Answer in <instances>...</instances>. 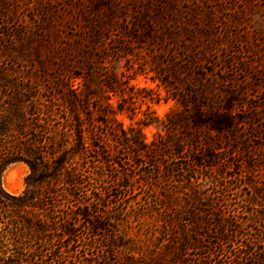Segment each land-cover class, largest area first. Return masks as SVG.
<instances>
[{
  "label": "trees",
  "instance_id": "trees-1",
  "mask_svg": "<svg viewBox=\"0 0 264 264\" xmlns=\"http://www.w3.org/2000/svg\"><path fill=\"white\" fill-rule=\"evenodd\" d=\"M83 1L63 31L54 29L53 13L27 20L8 8L14 21L9 34L0 33V264H264V179L256 174L264 171V144L242 154L234 175L221 170L228 163L221 161V133L245 130L251 120L237 119L232 103L221 123V62L214 57L220 45L211 14L191 8L184 15L174 0H131V8L125 0ZM141 55L150 57L149 66ZM47 56L59 63V84L47 80ZM123 59L129 70L139 65L140 73L162 77L175 93L177 109L144 124L167 132L155 144L124 126L118 115L126 110L110 102L124 94ZM176 146L194 154L191 166L171 171L181 178L176 183L190 184L173 192L184 196L185 218L175 232L168 221L155 250L135 257L105 224L106 187L97 188L95 177L116 167L112 158L121 149L144 158ZM17 163L28 173L22 193L12 195L2 176ZM209 187L220 189L216 199L205 194ZM224 203L236 210L234 218L224 214ZM216 248L221 255L213 256Z\"/></svg>",
  "mask_w": 264,
  "mask_h": 264
},
{
  "label": "rangeland",
  "instance_id": "rangeland-1",
  "mask_svg": "<svg viewBox=\"0 0 264 264\" xmlns=\"http://www.w3.org/2000/svg\"><path fill=\"white\" fill-rule=\"evenodd\" d=\"M27 1L0 0V33L8 32L9 34V26L14 21L8 8H12L14 15L25 16L27 20L35 14L45 13L51 16L53 13L59 22L56 25L53 24L54 29L63 31L65 27L63 23L68 24L71 19H74L78 13V6L85 2L83 0H41V5H36L35 0H32L29 5L30 10H27L25 5ZM174 1L184 15L191 8H195L212 16L213 30L218 38L216 42L220 45L218 56L216 54L214 57L221 62V123L226 117L224 110L235 106L232 103H238L237 107H232L235 109L237 119L245 118L252 122L248 123L249 126L245 130L224 129L221 133V147L225 149L221 161L228 157L226 166L221 162V170L225 167L227 175H234L238 170L236 161L241 160L244 155L247 156L248 148L255 149L264 144V0ZM124 4L128 8L134 6L131 0H125ZM40 23L43 24V20ZM142 52L145 54L144 50ZM43 55L46 56V54ZM140 57L142 61L147 62L148 66L150 65V57L147 55ZM46 58L49 61V69L46 70L47 80L50 83L59 84V63L53 62L48 56ZM129 66L132 65L125 59L121 61L118 67L121 73L118 78L124 84L121 87L124 94L113 95L110 102L113 105L119 102L126 110L118 115V120L124 126L134 125L141 131L145 144L149 145L153 142L155 144L166 137L167 132L155 125L145 126L144 124L154 120H158L157 122L164 120L166 115L176 110L178 104L172 97L175 93L170 88H166L163 81H160L162 77L153 79V73L139 72L141 66L135 65L130 70ZM106 74L108 75L107 72ZM107 83L110 81L106 79L104 84ZM240 106H243L244 113L238 111L241 110ZM127 116H131L132 121ZM227 131L229 134H226ZM175 149L176 151L167 148L164 151L165 156L148 155L144 158L136 157L131 151L129 155L128 150L121 149L112 158L113 163H117L116 167L115 165L104 167L102 179L95 177L99 180L95 184L97 188L100 186L103 190V187H106L103 191L104 199L100 203L105 206V214L109 216V219L108 217L107 220L105 219V224L114 226V231L122 237L121 242H118L126 246L125 252L131 251L135 257L148 256L155 250L168 221L171 232H175L177 228H181L185 218L183 216L184 196L180 195L179 198L173 192L180 191L181 187L187 188L190 184L188 180L183 185L176 183L175 180H181V178H177L175 173L181 172V170L177 171L178 168L191 166L194 154L187 149V146L182 149L176 146ZM178 152L181 153L178 154ZM238 152H241V155ZM256 154L260 155V153ZM261 160L264 161V158ZM262 161L259 163L262 164ZM260 167L264 169V166ZM172 170L176 172L171 173ZM27 173L28 168L24 164L17 163L9 166L2 176L4 190L12 195H20L24 190V178ZM256 174L257 179L263 181L264 171H257ZM179 175L182 174L179 173ZM187 176H190V173ZM197 177L199 178L200 174ZM218 190L209 187L205 194H208L211 199H216ZM225 191L221 193L225 194ZM225 204L221 205L224 214L234 218L236 210L233 211L228 204L227 206ZM186 218L188 219V216ZM194 236L191 234L189 238L193 240ZM94 247L96 250L100 249L98 244ZM212 251L213 256L221 255L220 249L216 248ZM205 253L207 249L203 251L202 256H207ZM204 261L210 263L213 258L210 255Z\"/></svg>",
  "mask_w": 264,
  "mask_h": 264
}]
</instances>
